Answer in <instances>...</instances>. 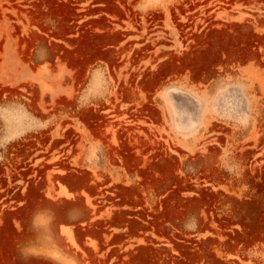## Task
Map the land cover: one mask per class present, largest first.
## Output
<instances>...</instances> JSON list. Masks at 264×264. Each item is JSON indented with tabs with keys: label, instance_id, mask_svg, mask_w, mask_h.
<instances>
[{
	"label": "rangeland",
	"instance_id": "obj_1",
	"mask_svg": "<svg viewBox=\"0 0 264 264\" xmlns=\"http://www.w3.org/2000/svg\"><path fill=\"white\" fill-rule=\"evenodd\" d=\"M0 175L2 264H264V0H0Z\"/></svg>",
	"mask_w": 264,
	"mask_h": 264
},
{
	"label": "bare ground",
	"instance_id": "obj_2",
	"mask_svg": "<svg viewBox=\"0 0 264 264\" xmlns=\"http://www.w3.org/2000/svg\"><path fill=\"white\" fill-rule=\"evenodd\" d=\"M163 168V165H162V167L160 168V169H162ZM166 169V168H165ZM86 179H87V177H85V176H79V177H76V176H65V178H64V181H65V184H62V186H63V189L65 190V191H67V189H69V188H79V187H81V186H83L84 184H85V182H86ZM67 193V192H66ZM74 202H76V201H74ZM73 203V202H72ZM78 203H80V202H78ZM78 203H73V204H69V205H67V208H73V207H76V206H78L77 204ZM33 205V204H32ZM31 205V206H32ZM47 205H50V206H54V204H52V203H47ZM82 205V204H81ZM81 205H79L81 208H82V206ZM64 206V205H63ZM79 206H78V208H79ZM66 207V206H65ZM59 209H60V207H58ZM56 210L55 211H59V209H57V205H56V208H55ZM63 209H64V207H63ZM63 211V210H62ZM57 213V212H56ZM58 214V217H59V213H57ZM60 214H61V212H60ZM60 217H61V215H60ZM57 218V217H56ZM3 219V218H2ZM2 219L0 218V220L2 221ZM59 220V219H58ZM4 224V223H3ZM2 225V224H1ZM3 228V227H2ZM6 228V227H5ZM3 232H4V229L2 230ZM4 233H6V232H4ZM4 236H5V234H3ZM6 237V236H5ZM0 242H2V241H0ZM2 246V245H1ZM2 252V251H1ZM0 255H1V253H0ZM2 257H4L3 255H1ZM0 256V257H1ZM1 257V258H2ZM1 260V259H0ZM3 260V259H2ZM1 262H4V261H1ZM5 262H6V260H5ZM0 264H2V263H0Z\"/></svg>",
	"mask_w": 264,
	"mask_h": 264
},
{
	"label": "flooded vegetation",
	"instance_id": "obj_3",
	"mask_svg": "<svg viewBox=\"0 0 264 264\" xmlns=\"http://www.w3.org/2000/svg\"><path fill=\"white\" fill-rule=\"evenodd\" d=\"M110 116H114V114H112V115H110ZM41 151H43V150H41ZM2 175H0V177H1ZM8 177H10V176H5V178H8ZM6 182H8V179H6Z\"/></svg>",
	"mask_w": 264,
	"mask_h": 264
}]
</instances>
